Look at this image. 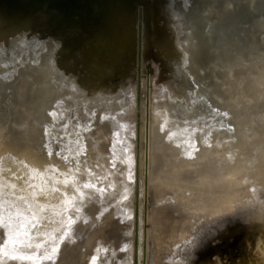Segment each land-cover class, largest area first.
Masks as SVG:
<instances>
[{
  "label": "bare ground",
  "instance_id": "bare-ground-1",
  "mask_svg": "<svg viewBox=\"0 0 264 264\" xmlns=\"http://www.w3.org/2000/svg\"><path fill=\"white\" fill-rule=\"evenodd\" d=\"M202 3L200 107L210 112L213 129L200 123L198 157L194 115L184 108L183 87L172 82L182 71L177 39L187 52L192 49L185 40L195 28L186 9H192V2L151 0L149 37L141 35L145 41L139 73L132 66L136 40H124L122 36L128 35L118 29L111 39H97L101 50H110L112 56L103 63L105 68L92 64L84 69L102 81L89 102L69 87L72 78L61 79L49 61L41 59L27 72L13 74L16 103L0 108V229L12 264H98L100 259L103 264H139L140 235L132 243L131 208L138 197L140 213V183L145 176L139 147L142 131L137 147L133 128L135 109L139 117L142 113L145 85L152 100L147 130L155 143L150 136L149 141L158 145L156 158L146 162V191L150 195L152 190L156 203L153 206L150 200V264H264V55L258 61L245 55L241 32L246 19L241 10L250 16L252 7L264 8V0ZM175 16H182L184 24L178 37L169 24ZM252 20L263 30L264 13ZM172 31L176 37L170 35V42L166 36ZM13 35L0 32V44ZM47 48L41 57L52 52ZM146 55L151 65L145 76ZM247 69L254 72L241 86ZM80 72L70 64V76L84 74ZM115 74H122L128 84L110 79ZM70 107L77 114L69 126L51 131L42 127L45 120L49 125L59 123L63 110ZM203 127L209 129L208 137L202 134ZM224 136L229 142L225 147L220 143ZM206 144L223 153L206 149ZM13 216L21 218L7 220ZM137 221L140 229L138 215ZM199 231L200 242L214 248L198 256ZM80 232L86 233L85 239L71 241ZM56 248L66 254L62 261L52 251Z\"/></svg>",
  "mask_w": 264,
  "mask_h": 264
},
{
  "label": "water",
  "instance_id": "water-1",
  "mask_svg": "<svg viewBox=\"0 0 264 264\" xmlns=\"http://www.w3.org/2000/svg\"><path fill=\"white\" fill-rule=\"evenodd\" d=\"M184 1L188 4L191 2L194 4L193 6L189 5L192 9L186 7L188 10L187 13H192L194 20V31L192 29L191 35L185 39L192 49L188 53L184 49V46H182L183 44L179 42V38L177 39L176 46L178 47L177 55L179 58H177V61L181 60L178 64L182 71L180 75L175 74L176 79L174 78L172 82L173 85L178 83L183 87L182 99L184 107L188 106L189 111H192V108H194L193 102L196 100V108H198V112H201L200 102L203 97L201 45L202 36L204 35V28L201 26V22L204 20L202 12L203 3L202 0ZM175 10L172 11L174 12ZM243 10L241 12L245 13L246 19L241 21V32L244 33L243 36L245 39H243V42L245 50L251 51L249 48L253 46L252 44L256 38L251 39L248 34L259 31L257 30V26L258 29L259 26L261 28L260 23L253 22L252 19L263 14L264 8L262 9V6L252 7L253 11H248L250 16L247 15V10ZM260 10L263 13L260 14ZM150 15L151 0H0V32L16 33V35H13V37L15 36L13 39L0 44V62H2V66H5L17 54L19 58L21 57L20 64L12 72L9 71L7 75L4 74L5 76L0 77V108L2 110L8 109L9 106L12 108L16 103L17 98L12 89L14 82L12 78L13 74L18 71L30 69L33 64L41 63V59L46 62L49 61L57 69V73L64 81L68 80L67 77L72 78L69 87L80 93V98H84L89 102L90 97L94 95L95 89H97V86H100L99 83H102V81L100 82V79L97 77L94 78L92 75H87L84 73V69L92 64H97V68H99L98 64L101 65V68L106 67L103 63L109 58L111 59L112 55L110 50H105V52L101 50L102 47L97 44V39L99 42L107 38L111 39L114 33H118V31L114 32L116 29L128 35L122 36L124 40H127L128 37L129 41L133 40L134 42L136 40L137 48L133 55L132 66L137 67V72L139 73V60L143 48L141 45L145 41L141 38L144 36L149 37L148 19ZM163 19L162 17L161 20L163 21ZM182 19V16L170 18L169 24L173 26V29H176L177 37L181 32V27H184ZM141 35L143 36L141 37ZM170 35H173L175 39L176 34L172 31L166 36L171 42ZM37 42L43 43L45 49L40 50V54L35 56L31 54V50H28L27 45L34 43V49H36ZM261 42L264 45V38ZM25 45L26 48H24ZM46 48L52 52L43 58L41 56ZM70 61L74 62L72 63ZM70 64H74L77 70H80V73L84 74L78 77L75 76L76 78L70 76L71 74H68ZM123 77L122 74L120 76H116L115 74L110 79H116L128 84V80H124ZM108 79L106 78L105 80ZM1 95H5V99ZM76 114L77 111L74 107L66 108L63 110V115L59 123L49 125V121L45 120L42 123V127H46L47 131L67 127L76 117ZM20 218V216H13L7 220H20ZM198 234V250L196 253L199 256L214 247L210 242L206 244L201 243V239H203L202 232L199 231ZM85 236V232H80L71 241H76L78 238L85 239ZM36 239L42 241L40 237ZM36 239L34 242H36ZM8 240L10 241L11 239L9 238ZM33 246L36 249L41 248L36 243H33ZM0 264H12L1 229Z\"/></svg>",
  "mask_w": 264,
  "mask_h": 264
},
{
  "label": "rangeland",
  "instance_id": "rangeland-1",
  "mask_svg": "<svg viewBox=\"0 0 264 264\" xmlns=\"http://www.w3.org/2000/svg\"><path fill=\"white\" fill-rule=\"evenodd\" d=\"M257 30H259V31H255L253 34L252 33H250V34H248L250 37L249 38H256L255 40H254V43L252 44L253 46H251L249 49H251V51H247V50H245V51H247V54H248V56H250L251 58H254L256 61H258L259 59H261V54H264V45H262V42H261V40L264 38V27H263V30H262V28H260V26H259V29H258V26H257ZM245 39V38H244ZM248 39V38H247ZM37 45H36V49H34V43H32L31 45H27V48H28V50L30 51V52H32L31 54H33V55H38V54H40V50H43V49H45L44 47H43V43H41V42H37L36 43ZM24 48H26V45L24 46ZM34 50H33V49ZM33 50V51H32ZM246 53V52H245ZM246 54V55H247ZM21 58V57H20ZM20 58L18 57V54L16 55V57L14 58V59H11L9 62H7L6 63V65L5 66H2V62H0V77H2V76H5L4 74H8L9 73V71H13V69H15L19 64H20ZM143 71H142V73L146 76V75H148V73H150L149 71H147L146 70V68H147V66H149V65H151V63H150V61H149V59H148V57H147V55L143 58ZM148 64V65H147ZM246 65H248L249 63H245ZM252 72H254L253 71V69L250 71V69H249V71H248V69L246 70V74H244V82L241 84V86H243L244 85V83L245 82H248V80H249V74H251ZM149 77H150V74H149ZM148 86L147 85H145L144 87H143V93H142V102H141V106H139L140 107V110L142 111V113H141V115H140V117H139V114H138V109L136 108L135 110V124H134V128H133V131L135 130V135H134V138H135V142H136V146L138 147V143H139V137H140V133H141V131H142V137H141V141H143L142 142V145L140 146V144H139V147H140V151H141V157H142V165H141V172H142V176H145V178H144V180L142 179V177H141V193H140V205H139V207H140V213L139 214H137V207H138V197H135V200L133 199V205H132V210H131V218H132V220H134V222H133V226H132V232H133V235H132V243H134L135 242V239H136V234L137 233H139V235H140V247H141V250H140V255H139V257H138V259H139V264H150V252H151V245H152V236H153V228H152V224H151V221H152V219L150 218V216H151V214H150V204L152 203L153 204V206H155L156 205V203H154V201H153V199L151 198V193H152V190L150 189L149 190V193H150V195L148 194V191H146V189L148 190V183L146 182L147 181V170H149V168H148V166H147V163L149 162V159L150 158H153L154 157V155L155 154H157V149H158V145L157 144H153V143H155V142H153L152 141V139H155V138H153L154 137V135H152L151 133H150V131H148L150 128V126H151V122H150V117H151V115H150V112H151V110H148V109H150L151 108V104H150V102L152 101H150L149 99H151V96H150V94H151V92L149 91V88H147ZM247 88H248V86H247ZM52 90H54V91H57L56 89H52ZM51 90V91H52ZM50 91V90H49ZM59 91V90H58ZM244 91V90H243ZM135 95H136V92H135ZM2 96V95H1ZM145 96H146V98H145ZM4 99H5V95L4 96H2ZM246 97H243L241 100H242V102L244 101V104H246ZM7 100V99H6ZM182 101H183V99H182ZM4 102V101H3ZM47 102V101H46ZM145 102V103H144ZM168 103H171V102H168ZM194 103V105H193V107L194 108H192V111H190L191 113H193V115H194V122H193V124H194V126H196V130L198 131L197 133H196V135L198 134V139H197V137H196V143H195V146L197 145V148H195V150H196V155L195 156H197L198 157V151H199V147H198V145H199V141H200V133H201V129L199 128V125H200V123L201 122H205V126H207V128H212L213 129V127H210V126H212V124L210 125V121H209V115H210V112L208 111V109H205V113L204 112H202V110H201V112L199 111L198 112V108H196V100H195V102H193ZM149 104V105H148ZM243 105V104H242ZM186 107V106H185ZM184 107V108H185ZM188 107V106H187ZM186 107V109L187 110H189L188 108ZM146 108V109H145ZM148 113H149V115H148ZM200 113V114H199ZM146 116V117H145ZM146 118V119H145ZM199 118H200V120H199ZM149 119V120H148ZM27 120L28 119H26V120H24V122H27ZM144 122H146V123H144ZM207 122V123H206ZM149 124V125H148ZM145 125V126H144ZM149 128V129H148ZM148 129V130H147ZM33 130H35V129H30L29 131H33ZM211 130V129H210ZM208 132H206L205 131V129H204V127H203V129H202V134L204 135V134H206L207 135V137H208V135H209V129L207 130ZM205 132V133H204ZM212 132V131H211ZM224 133H226L227 134V132H224ZM145 134V135H144ZM150 134V135H149ZM225 134V135H226ZM144 135V136H143ZM152 135V136H151ZM149 136H150V141H152L153 143L151 144V142L149 141ZM146 137V138H145ZM32 138L34 139H36L37 138V136H32ZM40 138V137H39ZM152 138V139H151ZM235 139H237V137H235ZM155 141V140H154ZM211 141H213V140H211ZM150 142V143H149ZM225 142V143H224ZM145 143V144H144ZM148 143L150 144V145H148ZM220 143H223V147H225V146H227L228 145V143L229 142H227V140H226V136H224L222 139H220ZM145 145V146H144ZM146 145H147V148H146ZM152 145V146H151ZM156 145V146H155ZM206 145H208V146H206ZM205 145V148L206 149H211L213 152H215L217 149L215 148H213V146H212V144H206ZM209 145H211V146H209ZM150 147V148H149ZM152 147V148H151ZM212 147V148H211ZM222 147V145L220 144V148ZM148 148H149V150H148ZM204 148V149H205ZM145 149V150H144ZM220 150V149H219ZM219 150H217L215 153H219ZM150 151H151V153H150ZM145 152V153H144ZM149 152V153H148ZM212 152V154H215V153H213ZM145 155H144V154ZM195 153V152H194ZM221 153H223V151L222 150H220V155H221ZM151 154V155H150ZM148 155V156H147ZM149 155H150V157H149ZM216 155V154H215ZM152 156V157H151ZM223 156V155H222ZM147 157H149V158H147ZM145 158V159H144ZM154 158H156V157H154ZM144 160H145V162H144ZM151 160L152 159H150V162H151ZM148 161V162H147ZM147 162V163H146ZM150 166H151V164H149ZM145 166H147V167H145ZM145 169V170H144ZM64 171H68V173H69V170H68V168H66V169H64ZM145 172V173H144ZM132 177H133V179L135 178L134 177V175H132ZM196 177L197 176H195V179H196ZM194 179V178H193ZM195 179H194V184H195V186H196V182H195ZM189 181H191V180H189ZM193 181V180H192ZM65 183V185L67 186L68 184H70V183H68V182H64ZM144 183V184H143ZM147 184V185H146ZM68 191H70V189L68 190ZM149 195V196H148ZM150 197V198H149ZM134 198V197H133ZM150 200H152V202L150 201ZM145 202V203H144ZM151 202V203H150ZM147 205V206H146ZM196 209H198V208H196ZM195 210V209H194ZM196 211H198V210H196ZM149 212V213H148ZM139 216V226H140V229H138V221H137V215ZM147 219V220H146ZM146 221V222H145ZM56 223H58V222H56ZM147 223V224H146ZM151 229V230H150ZM146 230V231H145ZM149 231V232H148ZM147 232V233H146ZM145 234H150L149 235V237H148V235L146 236ZM144 239V240H143ZM146 241H148V242H146ZM150 244V245H149ZM147 245V247L145 248V246ZM145 250H146V252H145ZM148 250V251H147ZM55 253H57V255L56 256H60V258H57L58 260H63V257L65 258V255L66 254H63L62 253V249H60V248H56V251H55ZM146 255V256H145ZM148 259H147V258ZM145 258L147 259L146 261H145ZM100 262H98V264H103L102 262H101V259L99 260ZM96 264V263H95ZM104 264H106V262H104Z\"/></svg>",
  "mask_w": 264,
  "mask_h": 264
},
{
  "label": "snow or ice",
  "instance_id": "snow-or-ice-1",
  "mask_svg": "<svg viewBox=\"0 0 264 264\" xmlns=\"http://www.w3.org/2000/svg\"><path fill=\"white\" fill-rule=\"evenodd\" d=\"M52 251H53V252H55V251H56V249H53ZM48 259H51V256H49V257H48Z\"/></svg>",
  "mask_w": 264,
  "mask_h": 264
}]
</instances>
